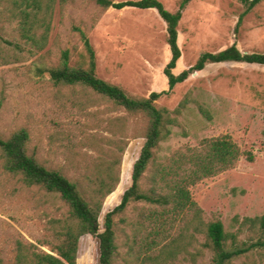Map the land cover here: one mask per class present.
<instances>
[{"label":"rangeland","instance_id":"1","mask_svg":"<svg viewBox=\"0 0 264 264\" xmlns=\"http://www.w3.org/2000/svg\"><path fill=\"white\" fill-rule=\"evenodd\" d=\"M159 1L174 13L181 0ZM6 2L0 0V138L27 130L28 154L75 183L87 202L96 180L119 177L115 191L103 200L101 233L105 215L132 185L148 120L81 87L55 86L37 68L58 67L65 51L71 67L87 68L79 28L95 51L96 76L130 97L148 98L168 90L166 24L155 10H103L91 0H67L62 6L56 0L46 39H40V29L33 40L20 33ZM243 11L239 0H192L178 26L182 57L173 72L178 75L202 54L232 45L242 53L264 54V2L238 26ZM183 102L178 124L170 127L140 181L141 192L154 188L170 195L164 183L154 182L157 165L167 164L178 151L199 148L204 140L229 136L245 156L234 169L187 186L195 207L177 212L173 205L129 203L114 217L118 249L113 264H154L155 259L162 264H211L213 254L204 244L207 225L214 221L223 223L229 248L264 239L259 224L244 223L264 216V66L209 64L156 105L174 111ZM4 164L0 150V264H16L18 242L56 255L51 221L67 218L68 205L59 195L27 184L21 174L7 172ZM188 169L183 164L180 174ZM76 264H99L97 238H80ZM228 264H264V250H252Z\"/></svg>","mask_w":264,"mask_h":264},{"label":"trees","instance_id":"2","mask_svg":"<svg viewBox=\"0 0 264 264\" xmlns=\"http://www.w3.org/2000/svg\"><path fill=\"white\" fill-rule=\"evenodd\" d=\"M67 0H60L65 5ZM103 10L137 9L155 10L166 24L167 44L171 52V60L164 70L168 80V90L153 92L148 98L130 97L120 87L107 83L96 76V55L86 33L77 28L80 39L87 55V68L71 67L69 65V52L61 56L60 65L56 68H37L41 76L47 73L49 80L60 87H81L94 94L111 101L119 108L133 115H142L148 120L145 132V143L139 158L133 166L132 185L125 191L121 203L104 217L103 232L100 233L99 215L103 200L112 194L119 184V177L112 175L96 180L91 188L90 202L81 195L77 185L60 172L49 170L28 154L29 133L21 129L14 133L10 139L0 138V150L4 154V169L13 174H21L26 183L43 188L46 192L57 194L69 207V215L64 220H52L51 230L54 231L56 244L52 252L56 255L37 251L32 245L21 242L16 246V264H76L80 238L90 235L97 238L99 244V264H113L117 253V236L114 217L122 213L131 202H144L157 205L161 208L174 206V211L181 212L186 206L195 207L190 200L187 186L194 185L203 179L217 176L223 172L234 169L240 159L245 156L240 147L229 136L204 140L195 150H188L187 154L176 152L165 165H157L156 174L170 189V195L159 194L154 188L150 193L140 190V181L156 158L161 142L171 134L170 127L178 124V116L185 107V102L174 111L159 108L156 102L164 96L171 94L173 89L184 83L192 73L205 69L209 64L241 63L264 66V54L242 53L236 45L218 52L204 53L196 64L188 70L176 75L179 60L182 57L178 44V26L183 13L192 0H181L176 12L168 11L159 0H138L115 2L113 0H91ZM244 7L239 17L238 26L255 7L264 0H239ZM56 0H7L5 10L11 19L18 20L20 33L28 39L35 40L36 32L42 29L40 39L44 41L49 33L51 15ZM252 161V155L248 156ZM188 164L185 172L181 167ZM199 212V210L197 209ZM196 211V212H197ZM245 224L259 227L264 231V216L260 218H246ZM228 235L220 221L207 225L206 242L204 247L212 254L211 264H228L235 257L244 255L252 250H264V239L246 247L227 246ZM155 241L152 242L155 245ZM150 260L152 258H149ZM148 259V260H149ZM154 264H162L155 259Z\"/></svg>","mask_w":264,"mask_h":264}]
</instances>
